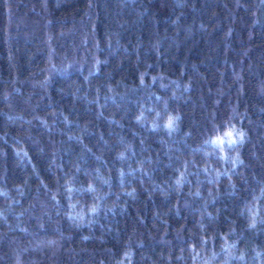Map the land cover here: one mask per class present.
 I'll list each match as a JSON object with an SVG mask.
<instances>
[{
  "label": "trees",
  "instance_id": "1",
  "mask_svg": "<svg viewBox=\"0 0 264 264\" xmlns=\"http://www.w3.org/2000/svg\"><path fill=\"white\" fill-rule=\"evenodd\" d=\"M0 264H264V0H0Z\"/></svg>",
  "mask_w": 264,
  "mask_h": 264
}]
</instances>
